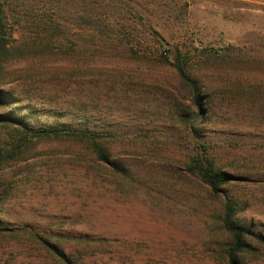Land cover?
I'll use <instances>...</instances> for the list:
<instances>
[{
    "label": "rangeland",
    "instance_id": "1",
    "mask_svg": "<svg viewBox=\"0 0 264 264\" xmlns=\"http://www.w3.org/2000/svg\"><path fill=\"white\" fill-rule=\"evenodd\" d=\"M0 4V264H229L225 199L264 236V0ZM166 50L208 93L200 121ZM20 124L107 132L109 161L63 137L19 148ZM203 156L230 179L217 196L188 169ZM250 244L238 264H264Z\"/></svg>",
    "mask_w": 264,
    "mask_h": 264
},
{
    "label": "trees",
    "instance_id": "2",
    "mask_svg": "<svg viewBox=\"0 0 264 264\" xmlns=\"http://www.w3.org/2000/svg\"><path fill=\"white\" fill-rule=\"evenodd\" d=\"M82 13L88 17V24H96L98 21L102 20L99 14L94 13L89 3H84L82 6ZM5 17L3 6L0 4V61L2 60V62L7 58L12 57L10 50L6 47L7 39L2 30ZM165 56L166 57L162 58L168 62V65L174 70L179 82L187 90V97L190 100V103L198 112L196 119L198 121L202 120L204 113L201 111V106L204 105L203 97H207L208 93L200 83L195 82L190 77L189 70L194 68L190 61V57L187 56V53L182 54L180 50H176V54L166 50ZM10 102V98L8 96L6 98L5 94L0 90V108L3 105H9ZM7 120H9L7 117L0 116V123L4 124ZM16 131L20 135L17 140L19 148L27 144V141L32 138L51 136L63 137L80 143L83 147L82 149L84 153L90 154L93 158L99 161L108 163L110 158V152L106 146V141L110 139V135H108L109 133L107 132H98L89 129H69L57 126L36 129L28 127L25 124H20ZM200 147L205 149L204 145H201ZM188 169L192 174L196 175L202 183L208 186L210 192L214 196L222 193V187L230 180L229 177L219 171L215 167L214 162L206 156L192 158L191 163L188 165ZM239 213L240 209L238 205L230 199H225L222 203V209L220 212V222L228 239L227 259L229 264H238L240 254L251 248L250 240L254 239L256 242L264 246L263 235L255 234L249 228L238 223ZM64 264L72 263L66 261Z\"/></svg>",
    "mask_w": 264,
    "mask_h": 264
}]
</instances>
